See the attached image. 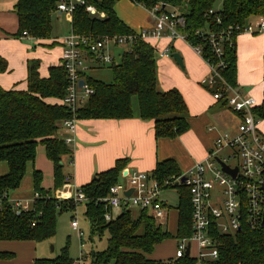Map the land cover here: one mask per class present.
Listing matches in <instances>:
<instances>
[{"label": "trees", "instance_id": "1", "mask_svg": "<svg viewBox=\"0 0 264 264\" xmlns=\"http://www.w3.org/2000/svg\"><path fill=\"white\" fill-rule=\"evenodd\" d=\"M89 2L104 11L106 16H91L84 7H79L71 22L73 32L93 38L134 33L117 15V1ZM132 2L147 9L161 5L163 12L176 13L184 18L185 25L181 32L187 36L189 44L202 46L205 56H210L213 61H217V58L208 38L201 37L200 32L218 34L232 29L231 39L223 41L222 58L225 67L220 72L225 83L238 87L236 40L252 19L264 16V0ZM220 3V8H217ZM56 5L57 0H17L15 8L19 18V34L26 31L33 38L50 39ZM157 56V51L149 42L137 39L122 54L119 63L113 62L110 65L113 71L112 82L93 78L83 72L82 76L93 93L77 109L78 120L131 118L134 116L133 97L137 96L139 115L143 120L154 121L157 140L173 139L187 132L190 127L187 103L178 89H159ZM39 68V60L29 61L26 90L5 89L0 84V164H8V172L0 175V241L41 242L52 239L57 233L58 215L65 211H75L79 204L74 198L56 197L57 190L70 178L64 172V157L70 156L73 162L74 154L64 138L58 136L61 122L73 116L72 110L62 103L68 91L67 71L61 63L51 66L49 75L43 77ZM7 69V60L0 57V72ZM215 81L213 87L205 86L212 94L220 90L223 84L218 78ZM49 98L57 101L51 103ZM217 103L219 107H226L223 103ZM256 111L263 119L264 103L257 106ZM40 144L45 146L47 157L54 166L53 188L45 189L42 186V171L34 169L33 190L34 194L39 193V197L34 200L31 209L15 211L10 195L20 188L28 165L36 159ZM128 162V158L118 159L113 167L97 173L89 183L79 187L87 196L85 216L90 223V241L94 242L96 237L101 238L108 233L106 248L95 250L93 247L89 256L84 258L89 257L90 264H198L197 257L191 254L168 260L149 257L159 243L173 235L148 210H138L134 214L132 208H125L112 220H106L105 213L111 211V208L106 207L103 199L111 186L119 181ZM152 173L163 184L182 174L177 161L172 158L158 162ZM171 188H177L180 192L176 237L180 240L190 238L193 234L190 190L184 185ZM214 239L218 257L204 259L202 264H264V227L245 225L240 231L228 235L217 231ZM14 256V252L0 251V261ZM35 264H77V260L70 257L67 245L59 256L36 258Z\"/></svg>", "mask_w": 264, "mask_h": 264}, {"label": "crops", "instance_id": "2", "mask_svg": "<svg viewBox=\"0 0 264 264\" xmlns=\"http://www.w3.org/2000/svg\"><path fill=\"white\" fill-rule=\"evenodd\" d=\"M16 3L17 0H0V57L6 59L8 63L7 71L0 72V84L5 89L26 90L29 61L39 60L41 76L47 77L51 66L61 64L65 37L59 38L53 36L52 33L50 39H37L30 35L19 34ZM115 10L119 18L134 31L147 29L153 25L154 20L148 9L130 0L117 1ZM57 13L60 16H67ZM67 18L72 22L70 17ZM253 20H257V18ZM147 42L156 51L169 48L170 55L178 53L182 58L183 67L181 66V69L185 71L184 74L176 63L169 59L170 56L158 57V86L164 91L176 88L182 93L189 109L187 117L190 125L189 130L173 139L161 138L157 140L154 121L143 120L140 117L139 101L135 105L134 100V116L131 118L79 119L77 130L73 135V142L69 144L74 152L73 162L70 156L64 157L66 175L70 176L68 181L70 183L72 181L74 189L89 183L97 173L113 167L116 161L121 158L129 159L126 167L130 171L150 173L153 172L158 162L172 158L177 161L181 172L185 173L197 162L203 161L207 157L216 137L222 130L215 121L214 114L211 113L212 107L217 106L218 103L214 100L212 93L200 85V81L202 82L210 74V66L205 59L187 41L182 39L150 38ZM120 47L114 48L119 49ZM236 50L238 87L243 93L253 96L261 105L264 103V33L242 32L237 37ZM98 64L92 60L88 61L84 73L89 75V71L97 68ZM48 101L55 103L57 100L49 98ZM230 118L226 114L223 116V121L227 124L228 129H233L235 124L230 121L226 123V120ZM259 127L264 136V118L261 119ZM68 135L69 133L65 129H60L58 132V136L61 138ZM183 147H188L191 154L186 155L184 152L182 154ZM34 169L41 170L43 173L42 186L45 189H52L54 166L47 157L44 145L40 144L37 147L36 159L33 164L28 165L20 188L10 195L12 201H20L28 209H31L34 203V198H31L29 202L26 197L28 192L34 193L33 177H28V174L33 176ZM7 172L8 164L2 162L0 175ZM122 179L120 176L119 180ZM166 190L168 189L163 190L162 193ZM167 206L169 211L171 206L168 203ZM114 213L120 214L116 213V209L113 210V215L116 217L117 215ZM159 223L169 230L167 218ZM170 239L174 240L178 247L180 239L174 236ZM42 242L46 241H0V251L15 253L13 258L2 259L0 264H35L36 258L50 257L44 252V249L41 251ZM161 244L162 242L155 247L149 257L156 260L175 259L176 253L171 257L162 256L160 253ZM82 264H90L89 257L84 259Z\"/></svg>", "mask_w": 264, "mask_h": 264}, {"label": "built area", "instance_id": "3", "mask_svg": "<svg viewBox=\"0 0 264 264\" xmlns=\"http://www.w3.org/2000/svg\"><path fill=\"white\" fill-rule=\"evenodd\" d=\"M79 7H84L91 16L101 18L106 16L104 11H100L89 0H57L55 11L66 14L72 20L74 12ZM148 11L154 20L150 28L130 34L104 35L97 38L77 34L72 30L63 40L61 63L67 71L68 91L62 103L73 112L71 118L61 122V127L69 133L64 138L67 144L73 142V135L77 130V109L93 93V89L82 76L88 61L112 64L115 58L111 50L120 46L131 48L137 39L147 41L150 38L169 37L188 42L187 36L181 32L185 25L184 18L176 13L163 12L161 5H155ZM218 21L221 22L220 19ZM231 32L232 29L220 31L218 34L215 32L206 34L204 31L199 34L208 38L217 61L211 60L210 56L206 57L202 46L192 47L210 66V74L201 83L213 87L215 79L223 82L221 89L212 94L213 98L216 102L223 103L235 115L238 124H235L233 129L221 130L207 157L175 180H167L163 184L153 173L130 171L126 167L121 173L123 179L111 186L108 195L103 199L106 207L111 208V211L105 213L108 221L114 218L113 210L125 208L148 210L157 221H162L167 218L168 212L162 191L175 186H186L191 194L193 234L190 238L180 240L176 257L186 254L189 245L191 254L192 245L195 243L197 255L193 256L197 257L198 264H202L204 259L218 257L215 232L228 235L240 231L245 225L252 228L264 227V136L259 130L262 117L256 111L259 104L253 96L243 93L239 87L225 83L220 72L225 67L222 58L223 41L231 39ZM244 32L264 33V16L247 24ZM22 34L29 36L26 31ZM158 54L160 57L170 56V49H161ZM82 79L85 82L80 85ZM232 171L236 174L234 175ZM130 190L132 192L128 194ZM37 197L39 193L34 194V200ZM74 200L76 203L86 202L87 196L83 190L77 189ZM12 203L15 211L28 209L20 201ZM72 227L82 239L84 247V232L77 219L72 221ZM84 259L82 254L77 264H82Z\"/></svg>", "mask_w": 264, "mask_h": 264}, {"label": "rangeland", "instance_id": "4", "mask_svg": "<svg viewBox=\"0 0 264 264\" xmlns=\"http://www.w3.org/2000/svg\"><path fill=\"white\" fill-rule=\"evenodd\" d=\"M220 5L221 3L217 5V8H220L219 7ZM67 17L68 16H60L58 15L57 12L53 13L52 15L53 36L64 38L70 34V32L72 31V23ZM254 21L255 20H253L252 22ZM129 48L130 47L128 46H122L119 49L113 48L111 50L112 54L116 55V56L113 55L116 57L115 59L116 63H119L121 61L122 54L124 53V51H128ZM157 55H158L157 56V62H158V57H159L158 51H157ZM172 55L173 54L170 55L169 59L173 60L178 66V68L180 69V71L183 72L184 74L185 71L181 69V65L177 63V61L174 59ZM110 65L111 64L105 65V64L99 63L98 65H96L97 68H94V70L89 71V75L92 77L101 79L108 83L112 82L113 71ZM158 71H159V66H158ZM158 77H159V74H158ZM200 85L203 88H205V86L201 83V81H200ZM159 89L162 90L160 86H159ZM133 100L135 102V105H137L138 97L134 96ZM211 113H213L215 118L219 121L218 122L215 119V121L219 124L222 130L228 129L227 124H225V121H223V116L226 114L229 117H231L230 119L226 120V123L230 121L233 124H236V125L238 124V121L235 119L234 114L230 110H228L227 107H219L218 104L217 106L214 105L211 109ZM61 129L63 128L61 127ZM181 150H182V154L183 152L186 155L191 154L190 149H188V147H183ZM64 172L65 174L67 173L65 171V167H64ZM28 177L32 178L33 176L32 174H28ZM77 189H79V187L74 189L72 186V181L71 183L70 181H68L67 183H64V185L58 190L56 197L58 199L74 198ZM26 197L30 202L31 198H34V193H32V191L28 192ZM162 198L165 202H167L171 206V208L169 209L167 213V224H168L170 233L176 238L177 230H178V214H179L177 207L179 206V203H180L179 202L180 192L178 191L177 188H169L168 190L162 193ZM85 211H86L85 202L82 201V202H79L77 209L75 211H65L58 215L57 233L52 239L45 240L46 242L41 243V251L42 249H44V252L50 256L47 258H55L59 256L62 253V250L67 245L69 246V255L75 261L81 259L82 254L84 255V257H86V255L89 256L93 247L95 250H103L106 248L107 240H108V233H105L101 238L96 237L94 239L95 240L94 242L90 241L89 239L90 223L85 216ZM121 212H122L121 209L116 210V213H121ZM133 212L134 214H136L138 212V209L133 208ZM74 219H77L79 221L80 228L84 232V247H82V239L79 237L77 231H75L72 227V221ZM159 222H162V221H159ZM161 245L162 246L160 247L161 249L160 253L162 254L163 257L173 256L176 253V250L178 248L175 241L171 239L165 240L164 242H162ZM191 254L195 256L197 255V245L195 243H193L192 245ZM90 260L91 259L89 258V261Z\"/></svg>", "mask_w": 264, "mask_h": 264}, {"label": "water", "instance_id": "5", "mask_svg": "<svg viewBox=\"0 0 264 264\" xmlns=\"http://www.w3.org/2000/svg\"><path fill=\"white\" fill-rule=\"evenodd\" d=\"M173 57H174V59L177 61V63L183 67V61H182L181 56H180L178 53H175V54H173ZM84 82H85V81L82 79V80L80 81V85H83ZM225 169L229 171V169H228L227 167H225ZM232 172H233L234 175L236 174L235 171H232ZM131 192H132V190H130V191L128 192V194H130ZM263 225H264V219H263ZM190 249H191V248H190V245H189L188 248H187V251H186V254H187V255L190 254Z\"/></svg>", "mask_w": 264, "mask_h": 264}]
</instances>
